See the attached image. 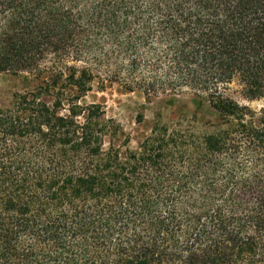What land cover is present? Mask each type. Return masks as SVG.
Segmentation results:
<instances>
[{"label": "trees", "instance_id": "1", "mask_svg": "<svg viewBox=\"0 0 264 264\" xmlns=\"http://www.w3.org/2000/svg\"><path fill=\"white\" fill-rule=\"evenodd\" d=\"M20 73L0 264H264V110L228 94L264 99V0H0V74ZM94 81L223 123H151L129 150L81 105Z\"/></svg>", "mask_w": 264, "mask_h": 264}, {"label": "rangeland", "instance_id": "2", "mask_svg": "<svg viewBox=\"0 0 264 264\" xmlns=\"http://www.w3.org/2000/svg\"><path fill=\"white\" fill-rule=\"evenodd\" d=\"M32 78L28 73L17 76L0 74V108L8 105L14 94L22 93L26 88L23 78ZM228 92L241 106L259 114L264 110V99L247 101L240 95L237 85H230ZM82 106L91 107L103 114L104 123H108L116 132L111 140L115 145H121L128 139V149L135 150L137 143L148 132L151 123L174 124L183 123L184 126H196L202 131H213L209 123H223L215 110L207 103L200 104L191 95L176 97L173 105L161 98L146 101L137 91H126L122 86L114 83L101 88L98 81H94L90 90L80 101ZM141 116V119H140ZM79 122H83L79 119ZM141 123V124H139ZM208 123V124H207Z\"/></svg>", "mask_w": 264, "mask_h": 264}]
</instances>
